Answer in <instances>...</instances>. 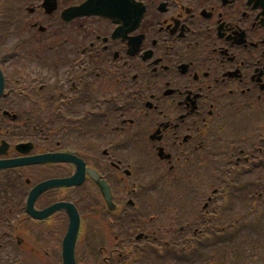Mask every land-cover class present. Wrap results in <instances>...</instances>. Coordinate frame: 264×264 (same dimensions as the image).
<instances>
[{
	"label": "flooded vegetation",
	"instance_id": "af4514ba",
	"mask_svg": "<svg viewBox=\"0 0 264 264\" xmlns=\"http://www.w3.org/2000/svg\"><path fill=\"white\" fill-rule=\"evenodd\" d=\"M86 1L0 0V48L13 44L0 55L6 99L24 101L20 114L5 110L20 122L5 134L26 132V105L50 111L30 156L82 154L116 208L106 209L86 176L80 187L44 192L35 209L76 207L82 250L97 242L102 255L87 264H140L144 251L152 258L180 243L195 264H264V0H106L117 25L74 18ZM132 2L144 9L136 25ZM10 63L16 69L5 73ZM8 144L5 159L19 158L23 143ZM73 172L67 164L0 171L8 206L0 250L30 249L59 264L66 215L32 220L26 200Z\"/></svg>",
	"mask_w": 264,
	"mask_h": 264
},
{
	"label": "water",
	"instance_id": "95a60500",
	"mask_svg": "<svg viewBox=\"0 0 264 264\" xmlns=\"http://www.w3.org/2000/svg\"><path fill=\"white\" fill-rule=\"evenodd\" d=\"M89 4L91 5V7L90 8L88 7L87 9H85L84 12H81L84 8L89 6ZM89 4L87 3L84 6V8L80 9L78 14L76 13L75 15L76 16L77 15H84L86 12L96 13V11L100 12V14H102V13L106 14V9H104L102 11V9L100 7L96 6V0H90ZM82 13H84V14H82ZM106 15H108V14H106ZM2 93H3V78H2L1 73H0V96L2 95ZM47 162H70V163H73L77 166V174L69 180L49 182V183L44 184L42 186H38L37 188H35L32 191L30 198L28 200V210H29V213L31 214V216L34 218H44L51 213V211H47V212H44L41 214L37 213V212H33L32 206H33L35 199L39 196V194L42 193L43 191H45L46 189H50V188H54V187H62V186L68 187V186L80 184L81 179L83 177V164L79 160H77V159H75L69 155H47V156H43V157L23 159V160L11 161V162H0V168H7V167H11V166L28 165V164L47 163ZM91 174L94 177L96 184L100 188L103 196L108 201L109 200V194H108L107 186L104 183H100L99 180L97 179V177L93 173H91ZM59 209H63L65 211H67L69 218H70L69 228H68V231L64 237L63 243H62V251H61L62 264H75L74 245H75V241H76V237H77V233H78V228H79V218H78L75 210L71 206L57 205V206L53 207L52 212L59 210Z\"/></svg>",
	"mask_w": 264,
	"mask_h": 264
},
{
	"label": "rangeland",
	"instance_id": "374dc122",
	"mask_svg": "<svg viewBox=\"0 0 264 264\" xmlns=\"http://www.w3.org/2000/svg\"><path fill=\"white\" fill-rule=\"evenodd\" d=\"M12 45L13 44H11L10 46H7L8 48H9V50H11V47H12ZM7 47H4V48H0V55L1 56H5V54L7 53L6 52V50H8V48ZM5 57H7V56H5ZM15 66H17L16 64H12V63H10V65L9 66H5V73H12L13 72V70H15L16 68H15ZM20 67L18 66V69H19ZM21 74H22V72H21ZM147 197L148 196H146L145 197V200L147 199ZM240 242H241V240H240ZM25 253L26 254H24L27 258V260H30L31 262H34V263H37V264H52L51 262H49V261H45V260H43V259H41V257L40 256H38L37 255V257L34 255V253H33V251L32 250H30V249H25ZM97 252H98V249H97V247H96V250H95V256H98V254H97ZM11 253H13V255H12V259H15L16 258V255L15 254H18V252L17 251H11ZM50 253V255L51 254H53L54 253V251H50L49 252ZM79 253H81V252H79ZM163 255V254H162ZM161 255V256H162ZM53 256V255H52ZM153 257H154V259H156V258H160L159 256H156V255H152ZM54 257V256H53ZM82 260L80 261L82 264H87L88 263V261H87V259H86V257H85V254L83 253L82 254ZM0 258H2V256L0 255ZM171 258H173V256L171 255V256H169L168 258H166V259H171ZM97 259H99V257H97ZM162 259H165V258H162ZM53 260V259H52ZM91 263H93V262H91Z\"/></svg>",
	"mask_w": 264,
	"mask_h": 264
}]
</instances>
